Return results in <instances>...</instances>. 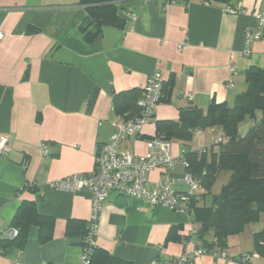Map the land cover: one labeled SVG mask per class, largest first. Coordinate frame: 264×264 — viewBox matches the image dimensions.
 Wrapping results in <instances>:
<instances>
[{"label": "crops", "instance_id": "obj_1", "mask_svg": "<svg viewBox=\"0 0 264 264\" xmlns=\"http://www.w3.org/2000/svg\"><path fill=\"white\" fill-rule=\"evenodd\" d=\"M116 7L120 23L102 26L91 38L88 33L94 30L83 0H0V31L5 34L0 41V135L10 139L0 156V231L12 228L24 199L55 222L53 238L45 244L35 226L22 249L16 242L1 241L0 264H79L91 213L89 194L52 190L48 184L93 171L97 149L108 141L114 123L134 110L118 113L122 101L129 95L137 101L149 76L161 74L164 100L153 123L138 138L120 144V150L137 155L147 154L156 123L177 122L181 110H205L211 102L233 107L247 88L245 71L252 66L264 70L263 37L243 54L244 33L257 29L264 0H232L230 6L201 0H119ZM182 43L187 47L179 51ZM259 118L251 119L250 126ZM239 129L241 135L248 131ZM206 131L200 136L210 144L222 136L217 127ZM191 141H172L178 160L172 179L178 190H183L185 172L182 152L218 150L214 144L201 147L194 141L193 146ZM42 145L49 150L46 157ZM160 176L158 171L147 174L152 184ZM196 226L187 213L113 191L98 219L96 245L127 264H172L175 257L202 246L190 234ZM254 233L245 228L229 237L227 254L255 253ZM212 262L208 254L195 260ZM254 264H264V257Z\"/></svg>", "mask_w": 264, "mask_h": 264}, {"label": "trees", "instance_id": "obj_2", "mask_svg": "<svg viewBox=\"0 0 264 264\" xmlns=\"http://www.w3.org/2000/svg\"><path fill=\"white\" fill-rule=\"evenodd\" d=\"M118 1L83 0L86 5L88 26L94 30L88 31L91 38L97 35L102 26H117L120 23L116 7ZM183 1L188 3L191 0ZM201 1L225 6H230L232 2V0ZM80 29L85 31L83 27ZM244 77L247 88L237 96L233 107L211 102L205 110L198 107L181 110L177 122H158L155 127L156 137L181 142L191 141L193 131L217 127L226 140L224 143L214 145L218 147L217 151H183V158L187 164L184 167L185 172L197 180L201 187L197 195L191 198L186 213L197 225L196 236L202 243L201 247L207 250L213 248L226 250L229 237L241 234L246 225L257 222L260 217L264 221V70L252 66L245 71ZM162 100L163 94L161 102ZM135 103V98L129 95L122 101L118 113L124 114L133 107L131 114L135 113L137 110ZM258 115L260 116L258 123H254L244 135L239 134L238 125L241 120L245 116L255 120ZM221 170L230 172L229 183L222 187L218 195L213 196L210 206L200 205L204 203L205 196L210 192ZM201 190L207 194H201ZM196 196L199 197L198 201H195ZM54 224L50 217L39 215L32 200L24 199L11 223L13 228L19 230V236L14 241L6 242H16L22 249L30 228L35 226L39 229L40 244H45L53 238ZM70 224L69 222L66 226L67 233ZM85 229L86 223L83 229L84 239ZM210 235L212 239L208 240ZM253 239L255 253L264 257V229L254 233ZM90 260V264H127L97 247L93 250Z\"/></svg>", "mask_w": 264, "mask_h": 264}, {"label": "built area", "instance_id": "obj_3", "mask_svg": "<svg viewBox=\"0 0 264 264\" xmlns=\"http://www.w3.org/2000/svg\"><path fill=\"white\" fill-rule=\"evenodd\" d=\"M175 0H169L173 3ZM258 27L255 31L246 30L244 33L245 49L243 54H249L248 45L254 40L263 37L264 29V8L257 16ZM5 34L0 31V41ZM187 45H178L179 51L185 50ZM233 73L234 70H232ZM232 86L231 83H229ZM162 98L161 74L156 72L148 77L147 82L136 101V112L117 120L114 123V130L108 141L100 145L95 156L93 171L87 175L73 174L67 177L52 181L48 187L52 190L75 193L85 191L89 194L91 203L90 217L86 222V234L79 264H90L91 254L97 247V227L98 219L103 210L105 201L110 192H117L125 198L140 199L148 205L161 206L171 211L186 213L187 205L191 198L197 195L201 188L197 180L189 173L184 172L181 177L183 190H178L172 173L176 170L178 160L173 154V143L163 137L150 139L148 151L145 155H137L129 151L120 150V144L124 140L138 138L143 127L153 123V115ZM202 130H196L201 134ZM10 139L8 135H0V156L7 152ZM226 140L222 136H217L213 144L224 143ZM41 153L48 156L49 150L46 145H42ZM181 155V162L184 167L186 163ZM153 171L160 173V179L156 183H150L147 174ZM199 197H195L198 201ZM191 235L197 234V228L191 230ZM19 236V230L9 228L0 231L1 241H14ZM206 254L212 256L211 264H254L259 257L257 253L243 254L230 257L226 250H207L198 247L190 253H183L175 257L172 264H195V260ZM11 264H20L14 261ZM151 264H161L152 261Z\"/></svg>", "mask_w": 264, "mask_h": 264}, {"label": "rangeland", "instance_id": "obj_4", "mask_svg": "<svg viewBox=\"0 0 264 264\" xmlns=\"http://www.w3.org/2000/svg\"><path fill=\"white\" fill-rule=\"evenodd\" d=\"M251 124H252L251 118L248 116H245L238 125L239 132H240L239 128H241V131H244L245 129H246V131L249 130L251 128V126H250ZM202 130L206 131V130H209V128L202 129ZM206 133H208V131L205 132V135L207 136ZM221 134H222V132H221ZM197 135L198 134L196 133V131H193L192 141H191L193 146H196V145H194V141H199L198 143L201 147H207V146H211L213 144V143L210 144V142L204 141L202 139L203 136H200V135L197 136ZM219 136H221V135H219ZM170 141H173V140L171 139ZM186 152H188V150H186ZM224 175H226V177H224ZM230 177L231 176H230L229 172L222 171V173H220L218 175V177H216V180H215L213 186L211 187L208 195L205 196L204 203H201L200 205L210 206L212 204L213 196L218 195L220 193L222 187L226 186L229 183ZM203 193L207 194V193H205L204 190H201V194H203ZM245 228L250 230L251 232H255V233L260 232L262 229H264L263 218L260 217L257 222L253 223L252 225H246ZM207 239L210 240V237L208 236Z\"/></svg>", "mask_w": 264, "mask_h": 264}]
</instances>
